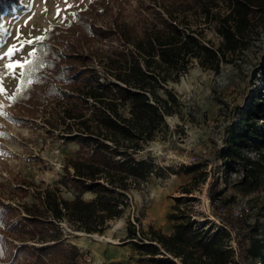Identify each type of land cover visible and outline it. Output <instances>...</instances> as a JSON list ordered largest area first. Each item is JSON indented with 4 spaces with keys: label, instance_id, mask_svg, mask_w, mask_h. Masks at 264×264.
Returning <instances> with one entry per match:
<instances>
[{
    "label": "trees",
    "instance_id": "obj_1",
    "mask_svg": "<svg viewBox=\"0 0 264 264\" xmlns=\"http://www.w3.org/2000/svg\"><path fill=\"white\" fill-rule=\"evenodd\" d=\"M19 1L6 0L0 6V23L4 13ZM151 2L152 6H147L152 11L150 15L139 10L129 21L121 15L120 2L119 10L114 12L113 0H91L65 25L51 24L43 34L45 39L35 41L33 67L37 71L33 75L40 77L41 82L33 84L14 103L9 102L19 114L12 115L20 122L39 112L46 117L51 104L60 106L63 119L73 121L64 128L74 129V135L80 138L86 137L88 142L82 147L88 145L89 150L84 157H68L65 161V182L79 190L73 198H64L58 186L41 187L34 180L19 176L15 178L16 190L24 195L30 188L37 202H22L14 207L0 198V259L4 252L9 255L5 264L19 263L20 257L31 263V250L35 248H29L27 241H53L47 247L56 249L61 256L59 264H73L78 250L60 240V222L72 230L102 233L110 220L125 211L128 191L142 175L138 166L144 164L133 154L162 128L164 117L176 100L170 90H166L165 99L157 93L166 83L164 73L174 70L177 75L185 71L190 58L200 59L201 54L207 61H217L220 55L236 51L244 46L254 21L264 16V0H226L227 12L217 16L223 40L214 48L202 44L187 23L182 22L185 26L181 28L178 16L192 10L209 20L218 8L217 0ZM98 5L101 9H97ZM157 5L165 15L155 9ZM96 18L100 19L99 24ZM107 39L116 42L104 51L101 46L95 47ZM94 61L103 67L102 80ZM41 63L43 68L39 67ZM250 98V106L230 129L227 142L217 155L225 165L242 164L243 181L253 189L264 168V98L258 92ZM125 109L127 115L123 113ZM46 121L54 125L49 119ZM248 150L257 157L247 155ZM182 189L190 192L187 186ZM216 189L217 178L211 177L207 186L211 203L218 199V194L214 196ZM84 191H91L94 196L84 200ZM224 205L222 200L217 202L215 207L219 210L212 214L219 225L211 228L169 213L168 218L173 220L170 234L152 225L147 230L137 228L128 219L126 239L141 256H147L149 264H231L233 255L240 264H249V257L264 256V215L262 222L254 223L243 212L231 214L223 210ZM231 233L235 250L230 246Z\"/></svg>",
    "mask_w": 264,
    "mask_h": 264
},
{
    "label": "rangeland",
    "instance_id": "obj_2",
    "mask_svg": "<svg viewBox=\"0 0 264 264\" xmlns=\"http://www.w3.org/2000/svg\"><path fill=\"white\" fill-rule=\"evenodd\" d=\"M90 1L68 0L73 6L64 11V0H20L11 11L4 13L2 23L8 31L0 30V50H6L7 46L17 42V30L22 40L34 39L43 35L53 23L65 25L74 17L71 13L84 9ZM217 1L218 8L213 10L214 15L209 20H204L200 13L192 10L178 16L181 23L189 25L188 29L195 32L202 44L214 48L223 40L217 16L227 12L226 0ZM117 2L122 6L121 15L125 20L134 19L139 10L145 15L152 12L147 7L152 6L151 0H113L114 12L119 10ZM57 7L62 10L60 15H57ZM97 9H101V6L98 5ZM155 9L165 15L162 7L157 5ZM96 21L100 23V19ZM109 41L107 39L102 41V45H94L101 46L100 49L104 51L111 42H116ZM244 41V46L220 55L217 61H207L201 54L200 59L190 58L185 71L177 75L174 70L164 73L167 74L166 83L157 93L165 99L166 90H170L176 100L171 105L170 113L164 117L162 128L155 132L153 139L143 149L133 154L137 161L144 164L138 166V172L142 175L128 191L129 204L125 211L120 217L110 220L102 233L96 232L105 238L77 233L65 222H60V240L76 246L78 250L73 264H149L147 256H141L126 239L128 219L137 228L147 230L152 225L170 234L173 232V220L167 215L176 213L190 218L197 226L205 223L206 228H211L218 225V219L212 212L219 210L215 206L222 200L225 202L223 210L232 214L244 204L248 208V212L244 213L248 221H263L264 168L258 175L257 187L249 189V185L243 181L242 164L225 165L217 155L224 148L230 129L250 106V96L258 92V96L264 98V16L254 21ZM34 44L26 45L16 58L26 56ZM6 62L0 60V65ZM93 64L102 80L105 74L103 67L96 61ZM17 83V78L5 76L2 86L10 95ZM0 103L7 113V116L0 115V133H3L0 135V198L14 207L22 202H37L30 188H26L24 195L16 190L15 178L18 176L34 180L41 187L58 186L64 198H73L79 190L65 182L63 167L68 157L85 156L89 147H82V144L87 143L88 139L74 135L72 128H64L66 123L73 121L63 119L60 106L51 104L46 117L39 112L34 117L25 116L18 122L12 115L16 111L10 107L4 95H0ZM123 113L127 115V110H123ZM246 154L257 157L253 150L246 151ZM211 177L217 178L214 196L218 194V199L212 203L207 194ZM184 186L190 192H184ZM81 196L84 200H90L94 193L84 191ZM231 236L230 246L235 250L232 233ZM7 240L10 238L7 237ZM26 243L29 248H35V251L31 250V263L20 257L16 264L62 262L56 249L47 247L53 241ZM4 254V257L1 255L0 264L9 260V255ZM231 264H240L235 255ZM249 264H264V256L249 257Z\"/></svg>",
    "mask_w": 264,
    "mask_h": 264
},
{
    "label": "snow or ice",
    "instance_id": "obj_3",
    "mask_svg": "<svg viewBox=\"0 0 264 264\" xmlns=\"http://www.w3.org/2000/svg\"><path fill=\"white\" fill-rule=\"evenodd\" d=\"M6 0H0V6L5 4ZM65 9H70L73 5L68 3V0H64ZM61 9L57 7V15L61 14ZM72 16H75V13H71ZM31 19V17H29ZM0 30L8 31L4 28L3 23H0ZM16 43L7 46L6 50H0V60H7L8 62L0 65V95H4L10 103H14L16 100L21 98L26 91H28L31 86L35 83H40V77L35 76L34 73L37 71L36 67H33L35 64L36 49L33 47L27 51L26 56L16 58L21 50H23L26 45H33L35 41H42L45 39L44 35L36 36L34 39L22 40L21 33L17 30ZM40 68H43L44 65L41 63ZM5 76H12L18 79L17 87L15 92L10 95L6 92L5 88L2 86V82ZM4 105L0 103V115L7 116V113L3 111ZM3 135V133H0ZM0 227H3L0 224ZM2 254V253H0Z\"/></svg>",
    "mask_w": 264,
    "mask_h": 264
},
{
    "label": "built area",
    "instance_id": "obj_4",
    "mask_svg": "<svg viewBox=\"0 0 264 264\" xmlns=\"http://www.w3.org/2000/svg\"><path fill=\"white\" fill-rule=\"evenodd\" d=\"M242 212H243V213L248 212V208H247V206L244 205V204H243L242 206H240V207L238 208V210H235L233 213H234V214H238V213H242ZM216 222H217L218 225H219V221L216 220ZM218 225H217V226H218Z\"/></svg>",
    "mask_w": 264,
    "mask_h": 264
},
{
    "label": "bare ground",
    "instance_id": "obj_5",
    "mask_svg": "<svg viewBox=\"0 0 264 264\" xmlns=\"http://www.w3.org/2000/svg\"><path fill=\"white\" fill-rule=\"evenodd\" d=\"M77 233H80V234H90V235H94V236H96V237H98V238H105V236H103V235H99V234H97V233H87V232H84V231H76ZM107 240H110L109 238H106Z\"/></svg>",
    "mask_w": 264,
    "mask_h": 264
}]
</instances>
